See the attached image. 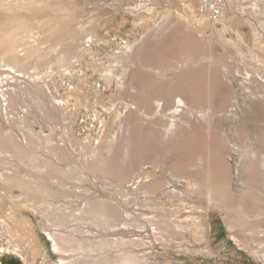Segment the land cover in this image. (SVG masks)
Segmentation results:
<instances>
[{
  "label": "rangeland",
  "instance_id": "rangeland-1",
  "mask_svg": "<svg viewBox=\"0 0 264 264\" xmlns=\"http://www.w3.org/2000/svg\"><path fill=\"white\" fill-rule=\"evenodd\" d=\"M194 1L0 0L1 57L5 46L29 55L0 67V256L264 264V197L239 224L236 204L209 195L202 178L208 111L228 194L263 193L242 170L246 146L262 149L264 134V0H225L212 24ZM152 81L176 86L160 112Z\"/></svg>",
  "mask_w": 264,
  "mask_h": 264
},
{
  "label": "bare ground",
  "instance_id": "bare-ground-1",
  "mask_svg": "<svg viewBox=\"0 0 264 264\" xmlns=\"http://www.w3.org/2000/svg\"><path fill=\"white\" fill-rule=\"evenodd\" d=\"M226 8L228 9V5L226 6ZM209 24H212V23H209ZM205 37L208 39L207 40V44H209L211 46V42L214 40V35L212 34V31L209 30L208 34ZM4 43L6 44V42H4ZM1 55H2V53H0V67H5V66L10 67L11 66L12 68H15V67H17L18 64H22V65L26 64V61L29 58V55H25L23 57L19 56L14 49L12 51V47H10V46H5V55H6V57L2 58ZM11 61H13L12 64L10 63ZM152 83H153V86L157 90L159 89L158 91L161 94V97H158V99H156V103H157L156 106H158L160 108L159 109V112H160V111H162V105L158 101V100H160L159 98H164L163 100L165 101L166 105L170 104V102L172 100V96L174 95V92L176 90V86H175L174 82L173 83H171V82L162 83V82L152 81ZM128 91H129V89H128ZM11 102L12 101H10V99H9L8 104L10 105ZM184 102H183V104H184ZM140 106L141 105L139 103V107ZM156 106H155V108H156ZM200 106L201 105H199L198 107H200ZM207 106H209V105H207ZM210 108H211V105H210ZM181 111L184 113V111L182 109H181ZM212 111H214V110H212ZM130 112L132 113V111H130ZM130 112H129V115H128L129 119H130ZM194 113H201V112H200V110L195 111L192 108V116H193ZM213 114L211 115L207 111V112H205L202 115V117L206 115L205 117L207 118V121L209 122V123L208 122L206 123V124H208L207 128L211 129L212 131L211 132L208 131L209 136L206 135V137L207 136L208 137H207V141H205L206 144H207L208 152H209L208 160H210V162H209V164H207L205 172L203 171V177L202 176L201 177L204 180H206V182H205L206 188L205 189L207 190L209 195L212 193V195H214L216 198H219V199L223 198L226 201V203H229V204L235 203L236 204V206L238 207L239 211L241 212L240 213L241 216H240L239 220L237 219L238 223L239 224H243L246 221L245 216L247 214H249V212L252 209H255V211H256V210H259L261 208V205L259 204L258 201L262 199L261 197H264V154H263L264 151L263 152L261 151V150L264 149V134L260 135L261 136V141H262V149L261 148L260 149H258V148L255 149L254 147L246 146V148H247L246 149V153L248 154L249 158H247V162H245V166L243 167V170H242V173H243L242 176L244 177V183L246 181L247 183H249L252 186V188L257 189V190H262L263 193H260V195H259L258 194L259 192L256 194V193H254L255 191H252V190L249 189V190H245L242 196H240L238 198L237 197L233 198V197H231L228 194L229 193L228 192L229 189L226 191V187L228 186L226 184L227 183V177H228L227 173H228L229 170H228V167L227 168L225 167V166H227L226 163H225V166H224V163L222 162V160H220L221 147H223V146L220 145V142H219L220 138H218V136L216 135L219 132L218 131V124L217 123L216 124L210 123L211 120L215 121V118H214L215 116H213ZM258 121H259V123L260 122L262 123L264 120L259 119ZM243 123L244 122H241V121H237L236 122L237 138L239 137L238 139H243V138L247 137L246 133H245V128H244ZM199 125H201V124H199ZM178 128L179 127L177 125L176 129L173 128L174 131H172L170 129V131L164 132V134H163L164 140H167V138H169L172 135H174L176 133V131H178ZM248 129L249 128H247V130ZM199 130H200V128H199ZM196 131L197 130H195V133H196ZM248 131H250V130H248ZM259 131H260V129H259ZM259 131H258V133H259ZM204 133H205V131H204ZM250 133H252V132H250ZM258 133H257V135H258ZM182 135H183V133H182ZM184 135L186 137V133ZM202 137H203V135H202ZM129 138H130V135H129ZM243 140H241V141H243ZM243 145H245V144L243 143ZM192 151L194 153V147L193 146H192ZM187 152L188 151H186V150H179L178 152H175V156H178V157H180L182 159L183 157H185L187 155ZM221 158H223V156ZM0 160H1V157H0ZM2 160H5V159L3 158ZM0 163H2V162H0Z\"/></svg>",
  "mask_w": 264,
  "mask_h": 264
},
{
  "label": "built area",
  "instance_id": "built-area-1",
  "mask_svg": "<svg viewBox=\"0 0 264 264\" xmlns=\"http://www.w3.org/2000/svg\"><path fill=\"white\" fill-rule=\"evenodd\" d=\"M194 6L197 14L209 23L224 19L228 11L225 0H195Z\"/></svg>",
  "mask_w": 264,
  "mask_h": 264
},
{
  "label": "flooded vegetation",
  "instance_id": "flooded-vegetation-1",
  "mask_svg": "<svg viewBox=\"0 0 264 264\" xmlns=\"http://www.w3.org/2000/svg\"><path fill=\"white\" fill-rule=\"evenodd\" d=\"M40 242L44 243V248L46 249V252L49 254H54L55 250L53 246L51 245V240L49 237V234H46L44 232H41V235L39 236ZM39 245V244H38ZM0 264H22L21 259L19 257L16 258H9L5 259L3 255L0 256Z\"/></svg>",
  "mask_w": 264,
  "mask_h": 264
}]
</instances>
